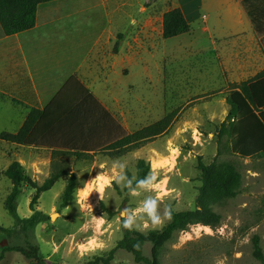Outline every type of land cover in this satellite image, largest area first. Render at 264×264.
<instances>
[{
    "label": "rangeland",
    "instance_id": "rangeland-1",
    "mask_svg": "<svg viewBox=\"0 0 264 264\" xmlns=\"http://www.w3.org/2000/svg\"><path fill=\"white\" fill-rule=\"evenodd\" d=\"M163 2L141 0V5L156 4L162 11L167 7ZM156 51L152 59L146 58L145 70L135 68L127 76L126 82L134 86H127L119 114L127 132L169 115L162 133L148 136L140 145L131 143L123 151L54 159L31 158L27 149L0 138V264H32L17 251H3L9 246H35L46 264H84L96 256H106L124 233L122 219L130 221L133 230L161 229L171 212L194 208L201 184L198 158L209 163L215 157L237 166L242 175L238 194L214 206L222 217L218 226L194 224L175 233L160 249L158 261L260 264L252 255L251 240L258 235L264 253V157L217 155L216 131L229 110L226 98L231 84L220 77L214 62L206 64L209 67L203 70L208 61L204 58L212 60V55L198 53L196 44L183 49L174 42H158ZM138 158L150 164L148 183L119 194L116 186L122 189L125 185L126 170L135 175ZM12 160H18L37 185L49 177L52 162L69 170L75 176L72 200L61 205L66 175L40 193L33 210L29 202L35 189L24 185L16 214H9L4 202L12 185L4 170ZM101 176L108 183L98 195ZM89 185L91 189L83 196ZM153 202L154 206L149 208ZM32 216L37 220L34 226L27 222ZM1 228L16 233L9 236ZM150 250L151 244L145 243L143 255L149 258ZM110 264L139 263L134 262L130 253L119 249Z\"/></svg>",
    "mask_w": 264,
    "mask_h": 264
},
{
    "label": "crops",
    "instance_id": "crops-1",
    "mask_svg": "<svg viewBox=\"0 0 264 264\" xmlns=\"http://www.w3.org/2000/svg\"><path fill=\"white\" fill-rule=\"evenodd\" d=\"M163 3L160 11L141 0H50L37 4L32 28L10 35L2 33L1 20L22 14L25 2L1 4L0 133H17L31 109L41 112L28 144L6 142L36 159L115 150L106 148L132 133L119 114L127 86H134L126 78L145 70L158 42L196 44L198 53L212 55L203 70L214 62L230 93L264 71V0ZM172 8L181 10L189 31L163 38V14Z\"/></svg>",
    "mask_w": 264,
    "mask_h": 264
},
{
    "label": "trees",
    "instance_id": "trees-1",
    "mask_svg": "<svg viewBox=\"0 0 264 264\" xmlns=\"http://www.w3.org/2000/svg\"><path fill=\"white\" fill-rule=\"evenodd\" d=\"M7 0H0V5ZM14 2L13 5L25 2L23 13L1 20L4 35L20 32L24 29L32 28L35 24V11L38 3L50 0H8ZM21 5V4H20ZM189 31V24L184 18L179 8H172L164 12L162 22V37L171 38ZM238 90L230 93L226 101L229 110L225 119L220 123L216 131L218 152L217 155L230 154L242 158L264 157V71L252 80L241 82ZM41 112L31 109L19 131L15 134L1 132L0 138L10 142L28 144L25 139L28 136L30 126L34 118ZM170 116H164L160 120L137 129L132 133H121L116 140L110 143L106 149L123 151V148L133 143L140 145L142 140L148 136L162 133L167 127ZM65 155L67 158L74 155L81 158L79 152L53 153V159L57 156ZM136 172L132 175L130 171H125L126 183L122 189L116 186V191L129 193L132 190L148 183L150 164L143 158H138L135 163ZM197 169L200 173V186L195 198L193 209L173 211L170 213L169 221L161 229H151L146 232L125 228L127 223L122 219L124 233L116 244L108 251L106 256H96L84 264H110L114 253L125 250L131 254L135 263L139 264H160L158 261L159 251L162 246L179 231L187 229L194 224L216 227L221 221V215L215 211L214 206L222 204L225 200L235 197L242 184V175L237 166L230 161H219L215 157L211 162L205 163L198 158ZM4 175L11 182V190L7 194L4 206L7 212L15 215L17 212L19 198L24 185L32 186L35 193L29 202L30 210H33L41 192L48 190L54 182L62 177L68 176L67 184L64 188L61 205H65L72 200L75 189V176L69 170L61 168L52 162V171L42 185H37L26 174L23 165L12 160L4 170ZM115 185V184H113ZM30 226L37 223L35 216L27 219ZM7 235L16 233L13 229L1 228ZM252 255L264 264V253L260 246L258 235L252 237ZM145 243L151 244L150 257L143 255ZM14 250L21 253L25 259L32 264H46L35 246L21 247L9 246L3 249Z\"/></svg>",
    "mask_w": 264,
    "mask_h": 264
},
{
    "label": "clouds",
    "instance_id": "clouds-1",
    "mask_svg": "<svg viewBox=\"0 0 264 264\" xmlns=\"http://www.w3.org/2000/svg\"><path fill=\"white\" fill-rule=\"evenodd\" d=\"M107 183H108V180L105 179L103 176H101V177L99 178V189H100V191H103V188H104V186H105ZM90 189H91V185H89V188H88V189H85V191H84V193H83V196H87L88 191H89ZM153 206H154V202H153V204L149 205V208H152ZM154 220H155L156 223H159V220H158L157 218H154ZM124 227H125V228H129V229H131V222L129 221V222L125 223V224H124Z\"/></svg>",
    "mask_w": 264,
    "mask_h": 264
},
{
    "label": "bare ground",
    "instance_id": "bare-ground-1",
    "mask_svg": "<svg viewBox=\"0 0 264 264\" xmlns=\"http://www.w3.org/2000/svg\"><path fill=\"white\" fill-rule=\"evenodd\" d=\"M153 167H157V164L156 163H153ZM99 193H101L100 189H99V184H98V195ZM101 195V194H100Z\"/></svg>",
    "mask_w": 264,
    "mask_h": 264
}]
</instances>
